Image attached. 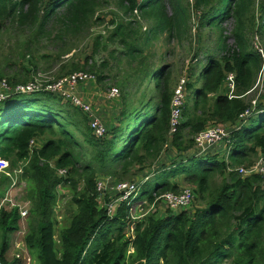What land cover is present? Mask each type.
Here are the masks:
<instances>
[{
	"label": "trees",
	"instance_id": "1",
	"mask_svg": "<svg viewBox=\"0 0 264 264\" xmlns=\"http://www.w3.org/2000/svg\"><path fill=\"white\" fill-rule=\"evenodd\" d=\"M104 1L0 0V31L8 23L32 31L34 43L47 40L55 45L56 57L62 56L70 51L69 41L100 22L95 10ZM253 2L193 0L198 12L196 26L216 28L215 49L208 52L202 46L203 54L208 52L203 63L196 58L197 52L192 54L196 65L189 62L186 70L180 123L170 137L167 130L172 88L171 70L166 64L135 69L141 72L145 85L153 83L155 96L137 99L129 109L120 100L117 116L112 115V122L101 136L93 134L83 111L57 94L40 90L10 94L0 101V160H7L10 167L19 160L26 161L22 174L30 205L23 244L29 259L35 264H264V177L240 176L226 170L227 166L249 165V158L255 153L264 155V114L255 119L249 115L236 126L247 107L243 95L251 88L261 64L248 37ZM115 3L120 20L106 40L120 36L131 39L135 35V48L121 40L125 47L121 56L126 58L135 59L139 50L148 47L159 34L164 33L165 40H170L189 31V10L184 0ZM258 14L255 29L264 40V0ZM139 19L148 23L142 31ZM226 20L232 24L227 34L223 27ZM133 26L139 31L134 32ZM30 46L24 43L19 69L7 76L6 83H26L19 75L27 77L35 68ZM25 56L27 65L23 63ZM228 73L233 75L229 95L225 85ZM102 79V75L96 77L98 82ZM143 96L144 93L140 95ZM35 101L47 106L34 108ZM210 123L229 126L228 141L223 144L229 163L222 157L218 159L219 151L183 159L181 154L192 144L191 136ZM78 136L87 143L88 161H80L74 151L80 146ZM35 140H40L41 145L33 148L30 142ZM166 143L171 147L167 150L173 153H164L167 163H161L158 158ZM92 160L100 166L95 167ZM150 161L157 163V167L147 171L150 177L138 185L131 202L117 203L112 214L106 205L98 204V175L136 176ZM59 170H63V175L57 173ZM225 170V178L213 185L214 172L223 174ZM177 176L190 184L192 198H197L201 205L163 215L150 213L134 221L133 202L143 197L151 202L154 194L176 192ZM6 180H0V198ZM58 187L66 188L72 210L55 239L51 213ZM19 218L16 206L0 207V264H15L19 260L7 261L4 256Z\"/></svg>",
	"mask_w": 264,
	"mask_h": 264
},
{
	"label": "rangeland",
	"instance_id": "2",
	"mask_svg": "<svg viewBox=\"0 0 264 264\" xmlns=\"http://www.w3.org/2000/svg\"><path fill=\"white\" fill-rule=\"evenodd\" d=\"M261 1L262 0H254L252 6L253 23L250 25L248 22V26L250 25L248 37L253 49H255L259 54L261 64L254 76V81L251 88L243 95V99L247 106V114H242L237 120L239 122H244L245 118L249 115L255 119L264 114V40L262 37H260L261 35L255 29L256 22L259 21L258 9ZM184 2L188 6L189 10V31L180 34L179 38L175 37L171 38L170 40H165L164 33L159 34L156 40H151L148 47L143 46V49L139 50V54L135 57V59H129L125 56H121V51H124L125 49V47L121 44V40L123 42L126 41L128 43H132L135 48L136 43L133 41L136 38L135 35L131 36V39L128 37L122 38L120 36V38L116 37V39L113 41L106 40L107 36L110 35L120 20V11L116 7L115 0H105L104 2L100 3L95 10V16L99 17L100 22L92 24L84 35L69 41L67 47L70 49V51L62 56L59 55L58 57H56L55 45H52L49 41L44 39H40L34 43L31 38V34L33 33L32 31L19 29L14 24L8 23L0 31V80L4 79L5 82H7V76H11L12 72H15L19 69L18 63L21 61L22 47L24 46V43L28 42L31 45V53L33 55V61L35 62V68L27 75V77H24L25 75L23 74L19 75V77L24 78L27 82L32 78L43 77L55 80L66 75L67 73L77 70L90 73L93 75L91 80L78 82L68 90L71 94L77 96L81 101L89 105L91 115L97 117L102 122L105 131L108 124L112 122V115H115L118 112L120 100L123 103V107L129 109L130 107H133L137 99H147L149 95L155 96L153 94L154 92L152 91L153 83L145 85V81L140 79L142 75L141 72L138 70L135 72L137 67H147L150 64L153 66H158L161 64L168 65L171 70V89L173 88L177 79L181 78L182 76L186 78V70L189 68V62L192 63L193 66L196 65L194 61L191 60L193 53L197 52L196 58L198 60L201 59V62L203 63V61L206 60V54L215 49L213 46V35L216 31V28H198V26H196L198 12L192 5L193 0H184ZM130 17L131 15L126 16L127 19ZM138 24L141 25V31L144 27H148V23L144 19H139ZM231 25L232 24L230 20L223 22L225 34L228 33ZM132 28L134 32L139 31V28L136 26H133ZM125 29L127 28L122 27V30ZM95 41H97V45H95ZM227 42L230 44L231 39H229ZM202 46H204L205 49H208V52L203 54L204 47ZM45 54L48 56L41 57V55ZM26 59L27 56H25L23 59V63L25 65H27ZM197 68L199 70L201 66H198ZM98 75H102L103 78L99 82L96 81V77ZM15 84H17V82ZM144 86L146 89H144ZM111 88H116V95H109ZM231 91L232 90L228 89L227 94L229 95ZM0 92L2 96L10 93L5 90H0ZM142 93H144V96L140 97ZM61 102L66 103L62 100ZM46 106L47 104L43 102L35 101L33 102L32 107L37 108ZM116 116L117 114L115 117ZM241 124L242 123L239 125ZM215 125L224 129L229 127L228 125H223L221 123H210L206 127ZM78 139L80 141V146L76 147L74 151L79 155L80 161H84L85 159L88 161L90 157L87 143L83 142L80 136H78ZM168 142L170 143V139H168L167 143ZM167 143L166 145H163V150L160 154V157L158 158V160L161 159V163H167V158H163L164 153H166L164 156L173 153L171 150H167L168 148H171L169 145H167ZM40 145V140H35V142L30 143V146L33 148L39 147ZM212 148L213 152L219 151L217 152L219 154L218 159L219 157H222L226 163H229L227 158V148L225 149L222 143H219ZM212 151L211 153H213ZM193 154H196V150L192 143L184 150V152L181 154V157L184 159L186 156ZM260 155H262L260 152L255 153V155L249 158L250 162H256ZM25 162V160H19L14 165H12V167H10L7 160H0V180L7 178L5 184L3 185V193L0 198V207L9 209L12 206H16L19 212L25 211L24 216H20L19 218L17 230L10 234L9 245L4 254L7 261H11L13 258H15V254H17L18 258L16 259L19 260L15 264H35L34 260H27L24 258L25 255H28L24 247H17L15 245L16 242H19L20 244L23 243V236L26 231V218L28 217L27 211L30 205V193H28L25 189L26 183L22 174V169ZM150 162L151 165L149 162L145 163V170L140 171L136 176L128 178L125 176H118L117 178H112L110 176L98 175L96 180L100 185V189L98 190V204L100 206L106 205L108 213L112 214L115 205L112 203L110 206V203L112 198H115L117 195L115 185L118 182L135 183L136 192L138 185L150 177L148 172L157 167V163H152V161ZM91 164H93L95 167L98 165L100 166L99 162L96 160H92ZM246 166L247 165L245 163H242L239 165L230 166V168H227L226 170ZM226 170L223 174L214 172L211 178L213 185H217L222 178H225ZM57 173L63 175L62 171H58ZM174 181L178 184L177 191L183 189L185 186H190V184L183 182L180 176L174 178ZM56 191L58 193L56 203L53 206L51 213L55 220V239L57 238L60 228L67 224L72 210L71 206L69 205V194L66 188L58 187ZM155 196L156 195L154 194L153 198ZM106 197L108 200H106ZM110 198L111 200L109 201ZM133 199L134 195L130 198V202ZM149 203L150 202L147 201L145 197L139 201L133 202V207L131 210L132 217L143 218L150 213H155V215H163L168 211L173 212L170 209H167L165 204L159 201V198L156 199L151 208ZM199 204L201 205L197 198H192L186 209H193ZM135 211L137 215H134Z\"/></svg>",
	"mask_w": 264,
	"mask_h": 264
},
{
	"label": "built area",
	"instance_id": "3",
	"mask_svg": "<svg viewBox=\"0 0 264 264\" xmlns=\"http://www.w3.org/2000/svg\"><path fill=\"white\" fill-rule=\"evenodd\" d=\"M92 78L93 75H91L90 73L86 71L77 70L67 73L66 75L57 78L55 80H51L50 78L47 77L32 78L29 79L26 83L15 84V85H10L6 83L4 79H1L0 90H5L12 94L32 93L40 90L57 94L61 96L63 100L69 101L72 105L76 106L78 109L83 111L88 117V126L93 132V134L96 136H101L104 132V127L102 125V122L97 117L91 115L88 104L81 101L77 96L71 94L68 90L76 83L88 81L91 80ZM232 79H233V75L228 73L225 78L226 81L225 83L229 90H232L233 87ZM185 83H186V78L182 76L181 78L177 79L171 91V97L169 101L168 130H167V134L169 137L173 133H175L180 123V117H181L180 113L183 104V99L186 93ZM9 94H5L4 96H2L0 92V100L8 96ZM116 94H117L116 88H111L109 91V95L114 96ZM242 114L246 115L247 110H245ZM241 115L239 116V118L241 117ZM239 123L240 122L238 121L236 125H238ZM228 136H229V128L224 129L216 125L203 128L202 130L198 131L196 134L192 136V143L196 150V154H204L206 152H211L213 150L212 147H214L215 145L219 143L225 144L228 141ZM227 168L230 167L227 166ZM59 171L63 172V170H59ZM227 171H234L240 176H246L249 174H258L264 176V155H260L257 158L256 162L250 163L246 167H237L235 169H231ZM99 186H100L99 183H97L98 190L100 189ZM115 189L117 195L115 196V198L112 199L110 206L112 203L116 205L119 202H125L130 200V198L133 196V193L135 192L136 185L135 183H130V182H118L115 185ZM192 197H193L192 187L185 186L183 189L178 190L176 192L165 191L156 195L153 198L152 202L149 203V206L151 208L154 202L156 201V199L159 198V201L163 202L167 207V209H170L171 211L186 209V207H188V204L192 200ZM19 213L20 216L22 217L24 216L25 211H21ZM134 215H137L136 211L134 212ZM132 219L135 221L141 219V217L139 218L132 217ZM15 245L17 247H22V248L24 247V244L23 243L20 244L19 242H16ZM15 258H18L17 254H15ZM24 258L29 260L28 255H25Z\"/></svg>",
	"mask_w": 264,
	"mask_h": 264
},
{
	"label": "crops",
	"instance_id": "4",
	"mask_svg": "<svg viewBox=\"0 0 264 264\" xmlns=\"http://www.w3.org/2000/svg\"><path fill=\"white\" fill-rule=\"evenodd\" d=\"M6 97H7V96H6ZM6 97H4V98H6ZM4 98H3V99H4ZM3 99H2V100H3ZM0 101H1V100H0Z\"/></svg>",
	"mask_w": 264,
	"mask_h": 264
}]
</instances>
